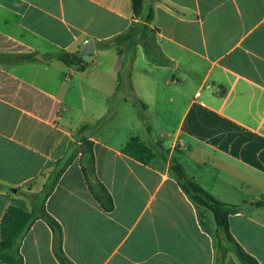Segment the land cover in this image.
Listing matches in <instances>:
<instances>
[{
    "label": "crops",
    "instance_id": "obj_1",
    "mask_svg": "<svg viewBox=\"0 0 264 264\" xmlns=\"http://www.w3.org/2000/svg\"><path fill=\"white\" fill-rule=\"evenodd\" d=\"M150 8L164 66L140 34L127 49L101 46L139 23L132 0H0V236L9 206L33 210L28 195L43 191L88 125L96 174L87 178L77 158L46 201L72 264H241L224 256L212 212L183 191L173 158L218 200L242 206L231 233L264 264V207L254 206L264 201V0H145ZM58 53H81L86 68ZM132 137L151 163L123 153ZM88 182L106 188L111 212ZM20 251L24 264H62L42 219Z\"/></svg>",
    "mask_w": 264,
    "mask_h": 264
},
{
    "label": "trees",
    "instance_id": "obj_2",
    "mask_svg": "<svg viewBox=\"0 0 264 264\" xmlns=\"http://www.w3.org/2000/svg\"><path fill=\"white\" fill-rule=\"evenodd\" d=\"M133 11L135 18L139 23L135 24L131 31L116 37L112 41L101 44L105 49H119L120 47L127 49V40L137 37L140 34L139 40L145 47V52L149 59L155 64L164 66L168 63L163 52L156 42V30L150 27L153 20V9L150 8L148 13H145V0H132ZM3 58L11 60H24L32 57L20 56H2ZM51 58H56L67 66L74 64L79 65L81 70L86 68L81 53H58ZM132 61L125 57L124 67H131ZM92 127L85 125L81 127L76 136L75 142L71 143L69 154L67 157L58 160L55 163V169L50 174L47 184L44 186L43 191L39 194H30L29 198L33 201V210L26 211L21 207L10 205L6 215L1 223V236H0V261L5 264H24V258L20 251V245L23 238L28 233L33 223L38 220H44L51 228L54 235V252L56 257L62 264H72L66 256L63 248V229L60 223L54 219L46 210V201L54 191L60 178L69 168V166L77 159L80 151L73 150L74 145L86 146V154L88 155L89 167L83 168L85 176L88 178L89 174H96L93 156V142H91L85 133L91 130ZM81 153V152H80ZM123 153L131 158L148 164L155 159V155L149 147L141 141L138 137H132L123 149ZM171 170L177 176L179 184L183 191L187 193L191 199L201 207L211 211L216 224V234L221 247L226 244L224 249V256L229 252L235 254L241 264H260L259 261L246 252L233 237L230 229V217L242 210L241 205H234L222 202L204 189L194 179L190 178L185 171L183 165L176 159H172ZM93 195L103 205L107 212H111L114 208L113 200L109 195L106 188L100 183L91 184L88 182ZM255 207H264V201L254 203Z\"/></svg>",
    "mask_w": 264,
    "mask_h": 264
},
{
    "label": "rangeland",
    "instance_id": "obj_3",
    "mask_svg": "<svg viewBox=\"0 0 264 264\" xmlns=\"http://www.w3.org/2000/svg\"><path fill=\"white\" fill-rule=\"evenodd\" d=\"M78 150V151H80L79 152V154H78V156H77V158H81V159H83L84 160V162H86V164H90L89 163V160H88V155L86 154V146L84 145V146H79V145H74L73 146V150Z\"/></svg>",
    "mask_w": 264,
    "mask_h": 264
},
{
    "label": "water",
    "instance_id": "obj_4",
    "mask_svg": "<svg viewBox=\"0 0 264 264\" xmlns=\"http://www.w3.org/2000/svg\"><path fill=\"white\" fill-rule=\"evenodd\" d=\"M93 52H94V45H93V43H89L86 47H85V49L83 50V52H82V55L83 56H88V55H91V54H93ZM15 193L17 192V190H13Z\"/></svg>",
    "mask_w": 264,
    "mask_h": 264
}]
</instances>
